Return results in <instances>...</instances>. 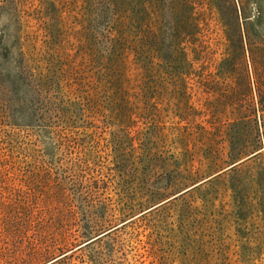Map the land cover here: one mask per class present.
<instances>
[{
    "label": "rangeland",
    "instance_id": "obj_1",
    "mask_svg": "<svg viewBox=\"0 0 264 264\" xmlns=\"http://www.w3.org/2000/svg\"><path fill=\"white\" fill-rule=\"evenodd\" d=\"M0 264H264V0H0Z\"/></svg>",
    "mask_w": 264,
    "mask_h": 264
}]
</instances>
